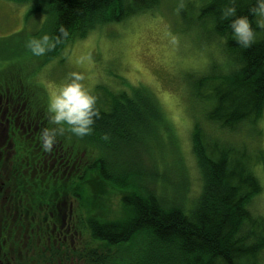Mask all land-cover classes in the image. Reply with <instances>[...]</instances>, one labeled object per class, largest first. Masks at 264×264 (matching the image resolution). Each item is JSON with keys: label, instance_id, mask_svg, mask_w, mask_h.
<instances>
[{"label": "trees", "instance_id": "1", "mask_svg": "<svg viewBox=\"0 0 264 264\" xmlns=\"http://www.w3.org/2000/svg\"><path fill=\"white\" fill-rule=\"evenodd\" d=\"M10 1L31 4L28 17L38 14L44 18L38 34L44 31L60 37L44 54L48 60L63 56L70 43L90 32L153 10L161 2ZM198 1L196 9H188V3L187 8L180 7L183 21L197 23L217 38L226 36L221 41L226 60L212 69L213 78L206 79V74L193 83L191 96L196 105L206 106L205 122L214 131L245 130L246 141H252L262 135L264 116V26L256 23L250 11L255 0H235L238 14L248 15L256 30V39L247 48L232 38L229 21L220 17L228 0ZM61 26L68 30L67 37L60 33ZM144 87L96 90L100 115L94 131L79 140L67 132L58 136L51 157L41 145L23 148L22 158L27 161H22L20 172L28 176L11 180L16 183L17 220L12 217V223L6 217V237L11 231L10 241H14L21 228L24 236L43 238L41 246L44 252L53 253L55 264H259L264 254V216L253 214L250 206L263 191L252 166H264V151L256 148L257 153H249L245 146L215 139L198 122L192 132V149L202 191L189 199L184 179L170 183L164 192L155 163L148 169L139 161L145 153L155 154L152 146L139 144L142 135L166 123L159 101ZM35 103L42 139L41 130L52 126L48 99L41 104L36 97ZM157 140L160 144L162 138ZM123 153L131 156L114 160ZM34 163L39 164L37 173ZM68 229L66 245L61 233Z\"/></svg>", "mask_w": 264, "mask_h": 264}, {"label": "rangeland", "instance_id": "2", "mask_svg": "<svg viewBox=\"0 0 264 264\" xmlns=\"http://www.w3.org/2000/svg\"><path fill=\"white\" fill-rule=\"evenodd\" d=\"M191 1L161 0L155 9L94 30L85 38L70 43L63 56L60 54L48 60V56L33 55L26 47L30 36L44 33L38 34L44 18L38 14L28 17L32 15L31 4L0 0V71L6 70L10 77L16 76L33 84L37 89L32 91L41 99V104L45 99L49 100L73 71L83 74L84 83L95 94L102 87H125L127 90L139 85L148 87L159 101L166 123L156 131L142 135L139 144L152 146L155 154L150 157L145 153L139 161L143 160L148 169L155 163L158 183L164 186V192L170 189V183L186 179L187 197L196 198L202 191V178L192 149L195 124L199 122L215 139L237 147L245 146L249 153H257L256 148L264 151V116L260 122L261 137L248 142L245 130L223 134L205 122L207 108L196 105L191 88L202 75L207 74L206 79L213 78L212 69L217 63L224 64L226 58L221 37L202 31L197 23L183 21L180 7L193 10L192 7L196 9L200 4L198 0ZM187 3L189 6L186 7ZM171 35L177 38L175 43L171 41ZM122 81L126 83L123 86ZM145 93L148 94L147 90ZM157 138H162V143L157 144ZM130 156L123 153L120 157L114 156V160L121 162ZM252 167L262 182L263 191L255 198L250 210L264 216V166L255 163ZM67 202L72 203L71 199ZM5 212L9 218H17L13 203L5 208L2 216ZM15 251L9 250L13 264H37L40 258L39 253L23 250L22 246ZM259 264H264V254Z\"/></svg>", "mask_w": 264, "mask_h": 264}, {"label": "flooded vegetation", "instance_id": "3", "mask_svg": "<svg viewBox=\"0 0 264 264\" xmlns=\"http://www.w3.org/2000/svg\"><path fill=\"white\" fill-rule=\"evenodd\" d=\"M32 89L37 88L33 84L24 83L16 76L10 77L6 70L0 71V264H13L9 259V250L17 251L21 246L23 250L39 253L40 258L36 261L37 264H55L52 259L53 253L51 251L44 252V246H41L40 242L44 241L43 238L24 236L19 228L15 240L10 241L11 231L8 233L10 236L6 237L5 229L8 214L5 212L2 216L5 208L15 200L14 187L16 183L11 180L28 176V173L20 172L24 170L22 161L26 160V158L25 160L22 158L23 148L27 146L33 149L35 145L36 147L41 145L44 148L42 139L38 137V126H36L38 105L35 103L36 96ZM48 127L52 126L48 125ZM54 147L55 144L51 150H48L50 157L53 155ZM34 154L37 156L36 152ZM48 158L39 160L43 161ZM31 160L33 159L30 158L29 161ZM34 164V172L37 173L39 164ZM9 219L12 222V217ZM69 229L61 233L64 236L63 243L65 242L66 245L70 241L71 232ZM51 239L53 240L50 237L48 241L51 242ZM13 242L16 246L13 245ZM10 246L12 247L10 248Z\"/></svg>", "mask_w": 264, "mask_h": 264}, {"label": "clouds", "instance_id": "4", "mask_svg": "<svg viewBox=\"0 0 264 264\" xmlns=\"http://www.w3.org/2000/svg\"><path fill=\"white\" fill-rule=\"evenodd\" d=\"M256 23L264 26V0H255L250 8ZM221 19H227L231 28V36L238 44L247 48L256 39V30L248 15H240L237 12L235 0H228L220 10ZM63 37L69 35L68 30L61 26L59 29ZM171 41L177 38L171 35ZM226 41V36H221ZM60 37H54L47 32L39 36H30L26 42L33 55L41 56L53 49L59 43ZM84 76L79 72H70L57 90L48 100L49 121L52 127L41 130L42 145L46 150H51L57 137L67 133L77 137H83L94 131L93 125L100 115L97 106L98 97L92 88L84 83ZM108 139V134L104 135Z\"/></svg>", "mask_w": 264, "mask_h": 264}]
</instances>
